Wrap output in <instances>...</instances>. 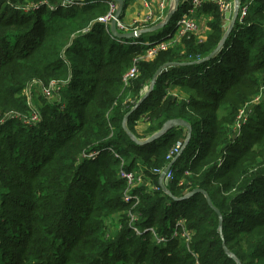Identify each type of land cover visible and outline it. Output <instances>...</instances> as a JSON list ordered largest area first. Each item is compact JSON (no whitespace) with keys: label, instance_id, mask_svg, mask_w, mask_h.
Wrapping results in <instances>:
<instances>
[{"label":"trees","instance_id":"16d2710c","mask_svg":"<svg viewBox=\"0 0 264 264\" xmlns=\"http://www.w3.org/2000/svg\"><path fill=\"white\" fill-rule=\"evenodd\" d=\"M42 1L59 4L10 2ZM87 1L84 7L41 6L24 14L0 0V119L9 108H27L21 94L34 79L65 82L58 94L75 107L72 116L58 111L55 99L41 97L45 108L40 129L31 127L22 142L12 138L11 130L0 134V146L12 141L6 151L0 148V264H236L229 255L240 264H264V107L256 110L263 113L260 119L251 117L241 127V136L227 137L238 108L264 89V23L259 24L264 22V0H253L247 16L241 22L237 17L222 49L197 63L216 49L224 34L217 0L203 3V12L210 14L206 40L183 37L158 52L153 62L139 61V70L142 65L151 69H141L142 76L130 88L123 86L122 75L141 48L119 45L97 21L109 11L106 1ZM182 12L174 13L164 27ZM170 62L189 64L160 74L126 122L136 138L133 125L146 111L147 135L173 119L191 126L189 143L172 167L176 177L166 187L171 197L144 185L133 191L139 197L132 209L138 214L135 225L169 238L158 246L148 233L137 236L128 226L130 204L122 200L125 182L117 177L119 160L112 151L124 159L125 170L141 167L158 186L153 170L161 169L170 148L186 138L183 128L137 145L122 122L145 83ZM205 69L207 77L199 76ZM166 82L185 90L188 101L166 96ZM5 122L0 131L13 124ZM95 152V159L84 158ZM185 172L190 175L180 184ZM195 189L204 191L219 212L221 231L219 215L202 194L173 199ZM112 214L121 228L107 237ZM179 218L190 243L171 237Z\"/></svg>","mask_w":264,"mask_h":264},{"label":"built area","instance_id":"2783aa9c","mask_svg":"<svg viewBox=\"0 0 264 264\" xmlns=\"http://www.w3.org/2000/svg\"><path fill=\"white\" fill-rule=\"evenodd\" d=\"M11 0H6V3L12 7H14L16 10L24 13L29 14L34 11H37L41 8V6H46L50 10H56L57 7H63V8H71V7H84L90 2L87 0H59L58 6H53L50 3H47L46 1L42 2H25L23 4H12L10 2ZM185 4V8L183 12L172 21V30L169 35V39H161L153 43H144L141 40H130V41H123V40H117L118 44L121 46H129L136 48H145V51L143 52V57L141 59H133V67L128 71V73L123 77V83L127 85V83L130 80H133L137 77L138 71L136 68L137 61L139 60H149L155 58L158 52L166 50L168 47H170L171 44H169L170 39L173 37H179L180 39L183 37H187V35H196L198 33L197 28L195 26V23L193 22V19L191 18L194 13H196L202 6V0H182ZM218 3L221 5V11L226 12L230 11L233 13L235 5H237V16L238 21L241 22L248 14V10L250 5L253 4V0H245L243 4L236 3L235 0H233L230 3H224L222 0H218ZM109 11L106 15L99 17L97 21L99 23H102L105 28L107 29L108 23L113 19L116 5L115 3H108ZM117 27L118 31L121 33H130V32H141L142 29H138L136 27H124L121 25L119 21H117ZM179 41V40H178ZM138 61V62H139ZM63 84V83H62ZM62 84H58L55 82L50 83L47 87L41 86L37 81H32L28 87H25L22 91L21 97L25 100V105L27 107V110L29 111L28 116H20L23 118H20V122L24 126L28 127H36L41 122V112L38 109L33 108L31 105L32 100V94L33 91L36 89H40V94L42 97L47 99H56V97L59 96V92L62 90ZM146 90H141L140 97L143 94V92ZM174 97H177V95H174ZM245 115V112L243 110L239 111L236 119L232 125L233 131L231 133L233 138H236L239 136V132H241V127L246 124V118H243ZM11 119H16V113L10 114ZM2 123V122H0ZM232 130V129H231ZM185 140H179L177 141L168 154L166 155V163L161 169H154L153 173L157 175L159 178L163 172V170L173 161L176 155H178L179 151L183 148ZM113 155L116 159L119 160V169L117 172V177L125 182V190L122 195V200L124 203L130 204V211H128V226L130 229L134 232L135 235L141 236L142 234L148 233L151 237V239L155 242L158 246H165L168 242L169 238L168 236L162 235L158 233L154 228H140L136 226V221L138 219V214L132 212V209L138 204L139 197L138 195L134 194V189L143 186L145 181V176L142 172V168H140L141 171H127L124 169V159L120 157L117 153L113 152ZM98 152H95L91 155L85 156L89 159L96 157ZM188 173V172H185ZM173 172L172 169H169L164 177L165 180L171 182L173 180ZM146 182V181H145ZM148 189V188H147ZM162 191L164 192L161 187L158 186H152L148 191ZM165 193V192H164ZM108 221V220H107ZM106 225L109 226L106 222ZM175 230L173 231L171 237H181L185 240L186 243H190L191 235L187 230L184 228V220L183 218H179L176 222ZM180 229V231L178 229ZM112 234L110 227H107L106 236L110 237Z\"/></svg>","mask_w":264,"mask_h":264},{"label":"rangeland","instance_id":"374dc122","mask_svg":"<svg viewBox=\"0 0 264 264\" xmlns=\"http://www.w3.org/2000/svg\"><path fill=\"white\" fill-rule=\"evenodd\" d=\"M240 4H241V2H239ZM202 15H205L206 17L205 18H208V17H210V14H209V11H206V12H203V10H201V12H200ZM208 21V20H207ZM193 22L195 23V26H196V28H197V31H198V33L196 34V35H194L195 37H197V39H198V41H203L202 40V38L201 37H203L204 36V40H206V38L205 37H207V34H208V29H205L203 32H202V29H200L199 28V22H198V18L197 17H195L194 19H193ZM210 22V20L206 23V26H207V24ZM264 22H259V24H263ZM170 27V25L167 27V29ZM224 31V34H225V29L223 30ZM223 34V35H224ZM190 36H192V35H187V38H189ZM158 40H160V39H158ZM158 40H156V41H158ZM171 41H169V44H171L170 46H174V45H172L173 43H176V42H178V40H180V38L179 37H173V38H171L170 39ZM144 41V40H143ZM156 41H154V42H156ZM169 48V47H168ZM141 50V51H140ZM137 49V51H135L136 53H134L133 54V57L134 58H136V59H141L142 57H143V52L145 51V49ZM158 54V53H157ZM209 56V55H208ZM207 57V56H206ZM205 57V58H206ZM133 58V59H134ZM154 59V58H153ZM153 59H149L148 60V62L150 63V62H153ZM204 59V58H203ZM200 60H202V58H198V59H196V61H200ZM139 61V60H138ZM137 61V64H136V68H137V71H138V74H137V77L135 78V79H133V80H136V79H138V78H140L142 75H141V72H142V70L141 69H147V70H150L151 68H150V66H146V65H142V66H140V70H139V62ZM141 61V60H140ZM217 63H218V61H216ZM133 63L134 62H132L131 63V65H130V67L124 72V74L122 75V82H123V77L128 73V71L134 66L133 65ZM216 63V64H217ZM206 71H208L207 69H205V70H202V71H199V73H198V75L199 76H201L202 74L203 75H205V77H207V75L205 74V72ZM186 74H182V76H185ZM133 80H130L128 83H127V85H125L124 83H123V86L124 87H128V88H130V83L133 81ZM178 80H179V82L181 81V79L180 78H178ZM32 81H37L41 86H43V87H47L50 83H52V82H54V81H49L48 83L47 82H44V83H42V82H40V80H37V79H34V80H32ZM32 81H29V82H27L26 84H25V87H28L29 85H30V83L32 82ZM212 81V83L211 84H215L214 82V79H212L211 80ZM134 82V81H133ZM63 83H65V82H63ZM149 83H150V79L145 83V85L143 86V88H142V90H144L145 88L147 89L149 86ZM166 84H167V87L165 88V92H167V93H173L172 91H174V94H176L177 95V97H178V99H179V101H181V100H183V101H188V94L185 92V90H183L182 88H180V86L179 85H176V84H173V83H167L166 82ZM24 87V88H25ZM216 88L218 89V87L216 86ZM170 91V92H169ZM176 92V93H175ZM33 96H32V100H31V105L33 106V108H35V109H38L40 112L41 111H44V108H45V103H43V100H41V94H40V89L38 88V89H36V90H34L33 91V94H32ZM22 98V100L20 99V101H21V103L22 104H25V100H24V98L23 97H21ZM62 98V99H61ZM60 98V96H58L56 99H55V101L59 104V107H57L59 110L58 111H60V112H67V113H69L70 115H72L73 116V112H74V109H75V107L74 106H72L73 104H71V101L69 100V98H67V97H61ZM24 100V101H23ZM46 101V100H45ZM262 105V107H264V89H262V88H259L258 89V91L256 92V93H254L247 101H245V103L243 104V105H241L238 109V112L239 111H241V110H243L244 112H245V115H244V117L243 118H246V123H248V121H249V118H251V117H254L255 116V118L256 119H260L262 116H263V113H256V110H257V108L258 107H260ZM26 106V105H25ZM255 106H257V107H255ZM46 110V109H45ZM29 111L27 110V108H24V110H21L20 112L18 111V110H16V108H9V109H7V110H5L3 113H2V115H3V117H2V119H0V122H5V121H9V122H13V124L12 125H10V126H7L6 128H4V130H2V131H0V134L2 133H4L5 131H8V130H11L12 131V138H16V137H18V139L19 140H21V139H25L26 138V136H27V134H29L30 133V128L31 127H28V126H24V125H22L21 123H19L20 121V118H23L24 117V115L25 116H28L29 115V113H28ZM238 112H237V114H238ZM11 113H16V119H11V117H10V114ZM237 114H236V116H237ZM1 115V114H0ZM20 116H23V117H20ZM50 117H52V116H50ZM19 119V120H18ZM41 120H42V118H41ZM6 123V122H5ZM41 123V122H40ZM1 125V124H0ZM4 125V124H3ZM55 126V125H54ZM134 126H135V124L133 125V129H134ZM36 129H40V125H38V126H36L35 128H34V130H36ZM232 129V130H231ZM19 130H22V131H19ZM227 135L229 134H231L232 133V131H233V128H232V126H229V128H227ZM15 132V134H13ZM1 134V135H2ZM134 134L135 135H137L136 134V132H135V129H134ZM0 135V143H1V136ZM150 135H152V134H150ZM150 135H148V136H150ZM229 135L227 136V137H229ZM138 136V135H137ZM239 136H241V132H239ZM238 136V137H239ZM141 138H144V137H139L138 136V139H141ZM37 139V141H39V139L38 138H36ZM145 139V138H144ZM185 140V139H184ZM20 142H22V140L20 141ZM12 143V141H11V139L10 140H7V142L6 143H4V145L3 146H0V148L2 149V147H3V149H5V151L7 150V147H6V145H10ZM28 142H27V144L24 146V147H22L21 148V151H25L27 148H28ZM15 146V145H14ZM18 146H15V148H17ZM172 148V147H171ZM170 148V149H171ZM114 152V151H113ZM116 153V152H115ZM114 156V155H113ZM87 161H88V159H87V157H84ZM95 159V158H94ZM190 174H188V173H184L183 174V178H181V182H180V184L182 183L183 184V182H184V179L186 178V177H188ZM173 176L174 177H176L174 174H173ZM167 189V188H166ZM116 215H114V214H112V216L111 217H109V219H108V221H107V224L109 225V226H107L108 228L110 227V229H111V232H112V234L110 235V236H112L114 233H116L120 228H121V226L117 223V221L116 220H114V217H115ZM137 222V221H136Z\"/></svg>","mask_w":264,"mask_h":264},{"label":"water","instance_id":"95a60500","mask_svg":"<svg viewBox=\"0 0 264 264\" xmlns=\"http://www.w3.org/2000/svg\"><path fill=\"white\" fill-rule=\"evenodd\" d=\"M93 1H106V2H111V3H117V7L113 16V19L108 23V28H109V32L111 34V36L116 39V40H123V41H130V40H141L142 34H143V30L141 32H130V33H121L118 31V27H117V21L120 20V16L123 10V2L122 0H93ZM236 3H238V0H235ZM172 15H169L165 18L164 22L162 24H159L156 27H153L150 30H158L159 28H161L162 26L167 25V23L170 21ZM237 5H235L233 13L230 11H226L223 13V18H222V27L226 30L225 34L222 36L219 44L217 45L216 49L206 58L200 60V61H196L197 63H204L208 60H210L211 58H213L223 47L227 37L229 36L230 32L232 31L235 21L237 20ZM146 32V31H145ZM186 64L189 63H175V62H170V63H166L164 65H162L161 67H159V69L155 72V74L153 75L152 79L150 80L149 83V87L143 92V94L141 95V97L139 98V100L135 103V105L130 109V111L124 116L123 122H122V128L124 130V132L126 133V135L137 145H146L149 144L157 139H159L162 135H164L169 129L174 128V127H183L186 129V138L184 141V145L183 148L179 151L178 155L175 156V158L173 159V161L163 170L159 180H158V185L161 187V189L168 194V196L171 197V195L169 194L168 190L166 189L167 185H168V181L164 179L167 171L169 169H172L173 165L175 164V162L178 160V158L182 155L184 149L186 148L187 144L189 143V140L191 138V126L188 122L181 120V119H173V120H169L167 121L160 130L156 131L155 133H153L152 135H150L149 137L145 138V139H138L136 138L127 128L126 122L128 117L130 116V114L132 112H134L136 109H138L141 105V103L150 95V93L153 91L154 89V85L156 82L157 77L162 74L163 72H165L168 68H172V67H180V66H184ZM202 194L207 201V204L217 213V215H219V231H221L222 228V219L220 217L219 212L213 208L212 203L210 201V199L208 198V196L206 195V193L202 190L199 189H195L189 193H187L186 195H184L182 198H173L174 200H181V199H187L195 194ZM225 252L228 254L227 249H225ZM232 259H234L236 261V264H240L239 261H237L234 257H232L231 255H229Z\"/></svg>","mask_w":264,"mask_h":264},{"label":"crops","instance_id":"0c3cea01","mask_svg":"<svg viewBox=\"0 0 264 264\" xmlns=\"http://www.w3.org/2000/svg\"><path fill=\"white\" fill-rule=\"evenodd\" d=\"M208 1H212V0H202V4ZM222 1L226 4L232 2L233 0H222ZM122 2H123V10L119 22L124 27H136L138 29H142L144 32L142 34L141 41L144 40L143 41L144 43H153L158 39L160 40L169 39V35L172 30V25H170L168 29L167 27L164 26H162L158 30H150V29L158 26L159 24H162L167 16L173 15L176 12H181L185 8V4L184 2H182V0H122ZM216 2L218 3V0ZM115 5L117 7V3H115ZM218 5L221 7L219 3ZM201 10L202 7L196 13H194L191 18L192 19H194L195 17L198 18L199 28L202 29L203 32L205 29H207L206 23L210 20V17L205 18L206 16L200 13ZM222 13L224 12L222 11ZM201 38L204 41V36ZM178 44L179 42H176L173 43L172 45H178ZM124 47H132V46L129 45ZM172 92L173 93L165 92V95L166 96L176 95L174 94V91ZM147 116H148V111L143 113L140 119L137 120L135 123L134 129L139 137H144V138L149 137L147 134H145L146 130L150 126V123L147 121ZM183 130L185 134H187L186 129L183 128ZM145 181H144V186L150 189L153 186L152 184L153 182L146 177H145Z\"/></svg>","mask_w":264,"mask_h":264}]
</instances>
